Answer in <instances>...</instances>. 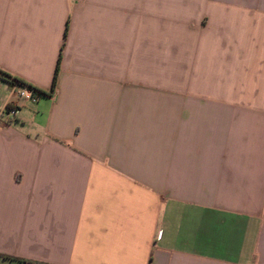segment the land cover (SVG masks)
I'll return each mask as SVG.
<instances>
[{
  "label": "crops",
  "instance_id": "obj_1",
  "mask_svg": "<svg viewBox=\"0 0 264 264\" xmlns=\"http://www.w3.org/2000/svg\"><path fill=\"white\" fill-rule=\"evenodd\" d=\"M0 70V264H264V0H0Z\"/></svg>",
  "mask_w": 264,
  "mask_h": 264
},
{
  "label": "built area",
  "instance_id": "obj_2",
  "mask_svg": "<svg viewBox=\"0 0 264 264\" xmlns=\"http://www.w3.org/2000/svg\"><path fill=\"white\" fill-rule=\"evenodd\" d=\"M17 97L24 102L36 103L40 92L33 86L23 85L17 89ZM17 108L14 106H7L4 108L2 114L15 115Z\"/></svg>",
  "mask_w": 264,
  "mask_h": 264
},
{
  "label": "trees",
  "instance_id": "obj_3",
  "mask_svg": "<svg viewBox=\"0 0 264 264\" xmlns=\"http://www.w3.org/2000/svg\"><path fill=\"white\" fill-rule=\"evenodd\" d=\"M62 47H63V44H62V46H61V50H62ZM61 50H60V54H59V57H58V60H57L55 73H54V76H53V84L55 83V80H56V74H57V71H58V68H59L60 56H61ZM0 75H1L2 77H7L10 83H13V82L16 81L15 79H12V78L8 77L7 74H5L2 70H0ZM15 259L20 260V261H22V262H25V261H26V260H24V259L16 258V257H15Z\"/></svg>",
  "mask_w": 264,
  "mask_h": 264
}]
</instances>
